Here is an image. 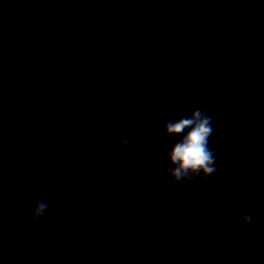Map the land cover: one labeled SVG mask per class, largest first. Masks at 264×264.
<instances>
[{
    "label": "water",
    "instance_id": "water-1",
    "mask_svg": "<svg viewBox=\"0 0 264 264\" xmlns=\"http://www.w3.org/2000/svg\"><path fill=\"white\" fill-rule=\"evenodd\" d=\"M196 109L217 171L163 191ZM261 208L264 0H0V264H264Z\"/></svg>",
    "mask_w": 264,
    "mask_h": 264
},
{
    "label": "clouds",
    "instance_id": "clouds-1",
    "mask_svg": "<svg viewBox=\"0 0 264 264\" xmlns=\"http://www.w3.org/2000/svg\"><path fill=\"white\" fill-rule=\"evenodd\" d=\"M165 135L177 137L175 143L166 151L168 167L165 174L169 180L163 185L166 191L169 183L190 181L200 177L204 183L217 171L216 155L209 147V138L213 134L212 117L206 112L196 109L190 115L169 120L164 124ZM128 144V139L121 141V147ZM48 204L37 201L32 208L33 220L46 218ZM264 212V208L259 209ZM252 217L250 214L241 216L242 222L247 225Z\"/></svg>",
    "mask_w": 264,
    "mask_h": 264
}]
</instances>
